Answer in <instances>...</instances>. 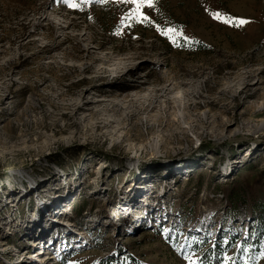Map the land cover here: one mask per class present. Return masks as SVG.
<instances>
[{
  "label": "rangeland",
  "instance_id": "rangeland-1",
  "mask_svg": "<svg viewBox=\"0 0 264 264\" xmlns=\"http://www.w3.org/2000/svg\"><path fill=\"white\" fill-rule=\"evenodd\" d=\"M263 215L264 0H0V264H264Z\"/></svg>",
  "mask_w": 264,
  "mask_h": 264
},
{
  "label": "bare ground",
  "instance_id": "bare-ground-1",
  "mask_svg": "<svg viewBox=\"0 0 264 264\" xmlns=\"http://www.w3.org/2000/svg\"><path fill=\"white\" fill-rule=\"evenodd\" d=\"M123 206H124V204H122ZM123 206H121V209L120 210H125V209H127V208H124ZM56 220V219H55ZM60 220V219H59ZM33 242H35V243H38L39 244V252H41L43 255H42V259H39V260H44V261H46V260H48L51 256H48L47 254H48V246L50 245V244H48L46 247H44V245L41 243V238H39V240L38 239H36V240H33ZM42 244V245H41Z\"/></svg>",
  "mask_w": 264,
  "mask_h": 264
},
{
  "label": "trees",
  "instance_id": "trees-1",
  "mask_svg": "<svg viewBox=\"0 0 264 264\" xmlns=\"http://www.w3.org/2000/svg\"><path fill=\"white\" fill-rule=\"evenodd\" d=\"M263 216H264V215H263ZM229 239H231V238H229ZM205 241H206V239L203 240L202 242H200V243H199V246L202 245L203 243H205ZM216 245L218 246V244H216ZM216 245H215V246H216ZM210 256H211V255H210ZM217 257H218V256H217L215 253H213V255L211 256V259H212V260H213V259L216 260V259H218Z\"/></svg>",
  "mask_w": 264,
  "mask_h": 264
}]
</instances>
